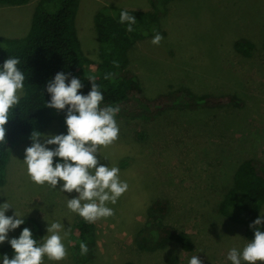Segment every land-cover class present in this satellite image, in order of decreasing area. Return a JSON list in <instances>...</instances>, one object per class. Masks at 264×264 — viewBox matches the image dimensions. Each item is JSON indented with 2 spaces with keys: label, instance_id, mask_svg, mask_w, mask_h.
Returning a JSON list of instances; mask_svg holds the SVG:
<instances>
[{
  "label": "rangeland",
  "instance_id": "obj_1",
  "mask_svg": "<svg viewBox=\"0 0 264 264\" xmlns=\"http://www.w3.org/2000/svg\"><path fill=\"white\" fill-rule=\"evenodd\" d=\"M39 0L21 5H0V35L25 36ZM106 5L149 10L150 0H80L76 27L83 52L99 59L94 15ZM159 33L163 40L153 45L155 35L138 40L128 50V67L149 95L182 88L198 95L231 94L238 105L169 108L151 119L119 113V139L97 153L101 163L116 166L128 190L118 199L114 216L89 223L92 230L88 259L81 261L73 250L74 225L82 217L67 208L78 194L60 187L35 184L24 163V138L11 150L6 179L0 184V204L8 202L22 217L35 218L43 237L47 226L61 221L69 235L68 256L44 264H188L193 255L204 264H231L233 247L250 242L245 227L219 210V203L233 184L242 160L264 162V0H170L159 9ZM246 38L254 43L250 56L238 52L234 42ZM60 134L52 121L41 133ZM55 148L56 145H48ZM157 198L168 202L164 221L185 231L193 241L191 250L178 242L145 251L138 233L148 219L149 205ZM264 215V204L260 209ZM20 227V226H19ZM19 227L8 239L19 236ZM75 233V234H74ZM41 241V242H42ZM14 250L6 240L0 243ZM173 263H172V261Z\"/></svg>",
  "mask_w": 264,
  "mask_h": 264
},
{
  "label": "trees",
  "instance_id": "obj_2",
  "mask_svg": "<svg viewBox=\"0 0 264 264\" xmlns=\"http://www.w3.org/2000/svg\"><path fill=\"white\" fill-rule=\"evenodd\" d=\"M30 0H0V5H21ZM80 0H39L35 6L31 26L22 37L0 35V66L9 57H18V67L25 74L24 92L19 106L6 124V143L0 144V184L6 179L7 165L12 148L24 138L31 137L33 131L42 133L52 122L60 125V134L67 133L64 110L47 106L51 94L46 85L57 72L70 73L81 79L87 94L91 89L89 76L96 77V83L103 92L101 107L119 106L125 115L151 119L169 108H197L200 106L238 105L241 101L235 95H198L182 88L149 95L138 76L128 67V50L138 40L154 35L160 29L159 7L170 0H150L151 9L140 10L117 5H106L94 15V25L99 42V59L88 57L82 50L76 27V16ZM127 10L136 17L134 31H127V23H120V13ZM155 30V31H154ZM235 49L247 56L252 54L254 43L246 38L234 42ZM264 48V41H263ZM113 61L119 62L115 67ZM106 73H114L111 79H104ZM68 82V81H66ZM60 160L54 157V162ZM264 204V162L257 158L242 160L237 166L233 184L219 203V210L245 227L249 240L254 237V229L249 225L260 216ZM168 202L157 198L149 205L148 219L138 233V245L150 251L165 248L178 242L184 249L191 250L193 241L185 231H178L164 221ZM19 227V235L24 227L32 230L34 239L40 243L43 232L40 223L33 217H24ZM73 250L81 261L88 255H81L80 242L91 246V225L80 218L74 225ZM264 230V227L261 228ZM74 233V234H75ZM19 237V236H18ZM17 237V238H18ZM90 251V250H89ZM88 251V253H89ZM12 257L10 249L0 245V264L3 256ZM172 261V260H171ZM173 263V261H172ZM121 264H136L125 260Z\"/></svg>",
  "mask_w": 264,
  "mask_h": 264
},
{
  "label": "clouds",
  "instance_id": "obj_3",
  "mask_svg": "<svg viewBox=\"0 0 264 264\" xmlns=\"http://www.w3.org/2000/svg\"><path fill=\"white\" fill-rule=\"evenodd\" d=\"M120 23H127V31H134L136 17L127 10L120 13ZM155 31V30H154ZM163 40L161 33L156 31L151 43L159 45ZM21 63L18 57H9L0 66V144L6 143V124L13 115V110L19 106L24 92L25 74L18 67ZM119 67L118 61H113ZM114 73H106L104 79H111ZM70 73L57 72L47 83V92L51 94L47 106L64 110L67 106L65 124L66 134L45 135L33 131L32 144L25 149L24 163L31 180L37 185H49L63 192L78 195L68 199L67 208L78 214L88 223H95L101 218L114 216L118 199L128 190V183L120 177V169L105 165L98 159L100 147H107L119 139L120 127L116 116L119 106H104L103 92L96 83V77L89 76L91 89L85 95L80 90L84 87L81 79ZM68 81V82H66ZM48 145H56L49 148ZM54 157L60 160L54 162ZM13 207L7 201L0 204V243L6 240L14 250L9 258L3 256L2 264H44L47 257L50 261H63L68 256L65 239L69 229H65L61 221H54L47 226V234L42 242L34 239L30 228L24 227L18 238L8 239V233L24 224V217L15 213L6 215ZM254 229L253 239L246 243L243 249L233 247L229 250L227 259L231 264H264V215L258 216L250 225ZM88 245L80 242V253H88ZM188 264H204L197 255H193Z\"/></svg>",
  "mask_w": 264,
  "mask_h": 264
}]
</instances>
